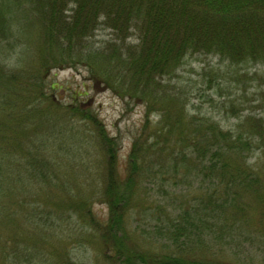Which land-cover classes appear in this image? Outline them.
<instances>
[{
  "label": "trees",
  "instance_id": "trees-1",
  "mask_svg": "<svg viewBox=\"0 0 264 264\" xmlns=\"http://www.w3.org/2000/svg\"><path fill=\"white\" fill-rule=\"evenodd\" d=\"M27 18H36L39 23H35L36 36L32 40L18 33L19 25L23 24L20 20ZM98 32H106L107 37L96 42ZM16 36L20 37L19 42L14 38ZM55 42L69 53L81 51L80 56L93 59L94 66L97 56L107 54L114 67V79L110 74L97 73L92 64L83 61L117 97L128 99L129 103L143 104L146 111L143 128L133 143L125 180L117 178L111 161L110 165L107 163V177L98 199L108 206L106 223L99 227L90 216L91 205L99 191L86 197L79 196L72 184H61L62 179L58 186H53L55 195L57 191L65 195L61 203L56 202L60 204L53 202L55 207L62 212L75 213L79 221L85 222L88 228L95 225L96 231L102 234L98 240L94 236V241L92 233L87 236L97 245L105 262L218 264L209 258L200 256L198 259L199 253L170 255L152 252L133 243L128 219L142 198L137 191L148 182V185L154 184V179L159 176L162 189L170 184L179 188L181 183H189L192 176L199 179L198 187L191 195L192 201L188 202L192 209L188 205L181 223H172L174 232L166 227L167 238L172 243L182 241L183 246L190 241L202 242L209 221L220 222L228 212L244 218L248 217V211L255 212L252 214L254 226L264 231V117L257 118L249 112L252 115L242 120L245 109L238 110L234 104L225 102L224 106L228 108L223 107V112L227 118L229 113L233 116L229 118L240 116L238 126L226 130L207 115L190 114L186 90L168 93L170 90L164 85L166 79L177 76L178 70L194 56H216L222 62L242 69L264 65V0H0V63L4 48L21 47L20 71L24 78L27 76L22 89H4L5 74L6 81L11 77L0 65V113L3 104H8L2 100L4 95L17 101L9 102L8 110L12 111L5 114L10 115L11 124L4 125V121H0V228L11 225L18 229L17 213L24 207L19 197L23 182H10L16 179V170L28 168L22 160L19 163L17 160L26 158L29 152L26 141L31 139L21 140L23 132H17L15 127L22 121L27 122L25 116L39 113L35 111L38 106L43 108L41 103L47 99L45 76L63 64L73 66L78 63L77 55L73 58L68 55V59L54 55L50 49H54ZM32 51L39 57L36 64L28 65L25 57ZM218 78L222 76L218 75ZM49 110L60 114L64 109L51 101L42 113ZM70 111L72 116L87 118L102 141L113 144L91 109L86 113L79 109L67 112ZM156 113L161 121L152 128L149 118ZM148 129L152 131L147 137ZM104 146L106 157L109 160L116 158L114 147ZM252 158L256 163L250 165ZM49 178L47 182L43 181L46 187L50 184ZM17 180L22 181L20 176ZM191 183L194 184L192 180ZM245 197L249 200L244 201ZM224 222L227 223V219ZM54 264L77 263L60 251Z\"/></svg>",
  "mask_w": 264,
  "mask_h": 264
},
{
  "label": "rangeland",
  "instance_id": "rangeland-1",
  "mask_svg": "<svg viewBox=\"0 0 264 264\" xmlns=\"http://www.w3.org/2000/svg\"><path fill=\"white\" fill-rule=\"evenodd\" d=\"M27 19L20 20L23 24L19 25L18 33L25 39L32 40L36 36V24L39 23L36 18ZM106 35V32H98V37L94 40L96 42L100 39L104 40ZM14 38L17 42L20 41L19 36ZM55 43L54 49H50L54 55L66 59L68 55L72 58L77 55L78 63L73 66L63 64L61 68L52 70L45 76L44 90L47 99L41 103L43 108L45 109L47 103L52 101L64 110L60 114L50 110L42 113L43 108L38 106L35 111L38 110L39 113L25 116L27 122L22 121L15 127L17 132H23L24 136L21 140L31 139L30 142L26 141V147L29 149L26 158L20 157L17 160V162L22 160V164H26L28 168L16 170L14 173L16 179L10 182H23L19 197L24 207L17 213L18 229L11 225L5 228L2 226L4 222L1 223L0 264H54L56 254L60 251L71 256L77 264H108L104 261L97 245L89 241L87 236L92 233L94 241V236L98 240L102 234L96 231L95 225L88 228L85 222L78 220L75 213L62 212L55 207L53 202L60 204L61 199H65V195L59 191L55 195L53 186H58L62 179L61 184H72L75 194L79 196L86 197L99 191L91 205L90 216L94 217L101 227V224L109 219L108 206L98 201L104 179L107 177L106 168L111 161L117 178L120 181L125 180L128 176L133 143L145 122L144 105L137 102L129 103L128 99L122 100L117 97L114 90L101 82V78L91 72L89 66L85 64L90 63L94 66L93 59L80 56L81 51L69 53V50L63 49L59 42ZM5 46L8 44L6 43ZM20 49L21 47L15 50L6 47L1 52L4 57L0 65L10 72L9 77H11L6 81L7 74H5V80L2 81L4 89H22V85L27 82V76L24 78L20 71L22 69ZM38 55L36 57L33 51L29 52L25 57L26 63L36 64ZM83 60L86 62L84 63ZM96 61L94 68L97 73L99 71L102 75L110 74L114 79L111 58L107 54H101L96 57ZM244 68L222 62L219 57L212 55L194 56L178 70L177 76L166 79L164 85L170 90L168 93L186 90L185 92L190 96H188L190 114L202 113L220 123L226 130H231L234 126H238L240 116L229 118L233 117L232 113H229L227 118L223 112L225 111L223 107L228 108L224 106L225 102L227 105L234 104L238 110L245 109L241 114L242 120L252 114L257 118L264 117V108H262L264 65H250L249 68L248 66ZM218 75L222 78L219 79ZM2 100L4 103L7 101L8 104L17 102L7 95H4ZM8 104H3L0 121H4V125L9 126L11 118L10 115L5 114L12 110H8ZM69 109H79L83 113L91 109L102 130L113 140V144L109 145L102 141L87 118L72 116L74 115L72 111L67 112ZM160 121L157 113L151 114L149 126L153 128ZM151 131L148 129L145 132L147 137ZM104 145H108V148L114 147L112 149L116 158L109 160L106 157ZM249 163L255 164L256 159H250ZM19 176L22 181L17 180ZM48 176L50 184L46 187L43 181L45 179L47 182ZM160 177L154 179L156 180L154 184L148 185V182L137 191L142 198L138 207L131 211L128 219V230L131 232L133 243L152 252L170 255L199 253L198 259L201 256L216 260L218 264H264V231L254 226L252 214L255 212L251 210L248 211L249 215L246 218L236 217L232 212H228L220 222L209 221L207 234L202 238V242L190 241L187 244L183 243V246L182 241L172 243L171 239L167 238L166 227L174 232L172 223H181L186 207L189 205L191 208L188 202L192 201L191 195L196 191L195 188L198 187L196 182L199 179L192 176L191 180L194 184L190 180L189 183H181L179 188H174L170 184L162 189ZM247 200L249 198L245 197L244 201ZM35 208L36 212H34ZM167 214L169 217H166ZM3 215L6 216L5 213ZM226 219L227 223L224 222ZM8 255H10L9 259L6 258Z\"/></svg>",
  "mask_w": 264,
  "mask_h": 264
}]
</instances>
